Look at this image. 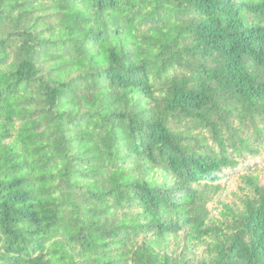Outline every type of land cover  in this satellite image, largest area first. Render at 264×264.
<instances>
[{
  "label": "trees",
  "instance_id": "obj_1",
  "mask_svg": "<svg viewBox=\"0 0 264 264\" xmlns=\"http://www.w3.org/2000/svg\"><path fill=\"white\" fill-rule=\"evenodd\" d=\"M263 153L264 0H0V264H264Z\"/></svg>",
  "mask_w": 264,
  "mask_h": 264
},
{
  "label": "rangeland",
  "instance_id": "obj_2",
  "mask_svg": "<svg viewBox=\"0 0 264 264\" xmlns=\"http://www.w3.org/2000/svg\"><path fill=\"white\" fill-rule=\"evenodd\" d=\"M264 156V153H263ZM262 156V160L258 162V168H259V174H260V184L262 185V187L264 188V157ZM238 184H239V180H237L234 177H230L228 179V185H229V189L225 192H223L222 194H220L215 200L214 202H212L209 205V210H210V215L209 218L211 219L212 222H216V218L213 217H219L221 216L220 214V208H221V203H225V204H229L231 206H234L236 208H238L239 206V200L237 197V192H238ZM175 241V243H174ZM170 250L175 254H179L180 250L182 248L181 245L184 244L185 238L183 237V235H179L176 240H174ZM205 248V244H193L191 247L190 252L188 253V255L190 257H195V256H199L202 254V252L204 251Z\"/></svg>",
  "mask_w": 264,
  "mask_h": 264
}]
</instances>
